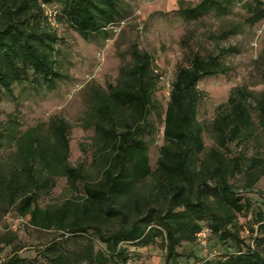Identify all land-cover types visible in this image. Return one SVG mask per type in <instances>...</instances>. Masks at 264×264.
I'll use <instances>...</instances> for the list:
<instances>
[{
    "label": "trees",
    "instance_id": "16d2710c",
    "mask_svg": "<svg viewBox=\"0 0 264 264\" xmlns=\"http://www.w3.org/2000/svg\"><path fill=\"white\" fill-rule=\"evenodd\" d=\"M243 8L249 26L264 19L263 1L246 2ZM120 17L116 0H0V96L11 95L15 83H50L57 74L58 37L52 21L66 23L88 38ZM130 54L131 64L120 71L123 79L108 92H96L91 105L95 133L90 147L98 179L88 178L83 162L69 165V126L63 118L53 117L44 134L3 127L0 151L3 136L10 138L14 149L0 162L2 211L13 209L35 228L61 231L60 239L43 245L40 256L46 264H130L125 244L146 247L156 239L164 250V264H171L182 257L195 258L192 251L179 248L199 241L202 231L235 250L193 264H264V190L255 189L264 178V158L231 149L234 142L241 146L252 132L249 93L233 90L216 107L210 124L199 121L203 92L198 81L225 75L229 67L221 62L222 53L193 54L187 65L177 67L171 81L163 142L150 166L146 135L152 128L159 76L148 53L131 44ZM257 105L264 131V96ZM205 133L212 138L210 145L204 143ZM59 176L83 193L81 201L41 206L39 193L48 191ZM253 193L262 203L249 227L255 233L253 244L247 245L237 220L251 210L248 195ZM0 264L35 263L13 253Z\"/></svg>",
    "mask_w": 264,
    "mask_h": 264
},
{
    "label": "rangeland",
    "instance_id": "374dc122",
    "mask_svg": "<svg viewBox=\"0 0 264 264\" xmlns=\"http://www.w3.org/2000/svg\"><path fill=\"white\" fill-rule=\"evenodd\" d=\"M116 1L121 11L120 19L88 38L81 37L66 23L52 21L50 25L58 37L54 54L57 74L50 83L43 80L33 84L15 83L11 95L1 93L0 130L11 125L17 133L37 129L44 134L48 132L53 117L63 118L69 126V165L83 162L88 178L96 181L99 169L92 167L93 149L90 147L95 133L90 125L94 94L108 92L109 86L123 79L121 68L131 64L130 45L136 44L140 51L151 56L152 68L159 76L154 92L152 128L146 135L149 164L154 166L158 147L163 142L164 110L177 67L187 65L195 53L201 57L222 53L221 62L229 67V71L225 75L206 76L198 81L203 100L197 118L210 124L217 115L216 107L225 103L233 90L243 89L250 95L247 100L252 132L241 146L234 142L231 149L245 156L264 158V131L259 126L257 110L258 101L264 96V19L253 26L244 21L247 12L243 5L252 0H230L229 3L225 0ZM54 7L59 11L58 6ZM49 18L53 19L52 16ZM229 30L232 32L222 37ZM2 141L0 162L14 149L9 137L3 136ZM204 143H212L207 133ZM255 187L264 190V178H260ZM248 196L252 199V208L239 215L237 223L240 237L247 245H252L255 233L251 234L249 227L253 225L254 211L262 200L255 193ZM79 197H83V193L74 191L67 180L59 176L48 191L39 193L38 201L41 206L57 205L66 199L80 202ZM3 209L0 206V236L4 241L0 244V261L17 253L35 264H46L40 256L43 245L60 239L61 231L35 228L28 223L27 217H20L13 209ZM94 239L97 247L102 248L95 236ZM125 245L130 251V264H164L160 239L146 247ZM233 250L232 245L211 239L204 231L199 241L179 248L184 253L192 251L195 258L187 260L182 257L171 264H193Z\"/></svg>",
    "mask_w": 264,
    "mask_h": 264
},
{
    "label": "built area",
    "instance_id": "2783aa9c",
    "mask_svg": "<svg viewBox=\"0 0 264 264\" xmlns=\"http://www.w3.org/2000/svg\"><path fill=\"white\" fill-rule=\"evenodd\" d=\"M46 13H47V11H46ZM49 14H50L49 16H51L52 12L49 11ZM201 234H202V235H201ZM200 236H204V231H202L201 233L198 234V237H199V238H200Z\"/></svg>",
    "mask_w": 264,
    "mask_h": 264
}]
</instances>
